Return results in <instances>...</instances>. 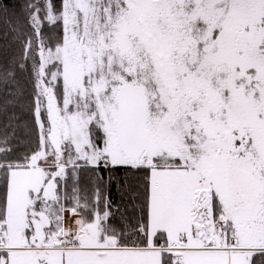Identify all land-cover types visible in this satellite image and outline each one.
<instances>
[{
	"label": "snow or ice",
	"instance_id": "obj_1",
	"mask_svg": "<svg viewBox=\"0 0 264 264\" xmlns=\"http://www.w3.org/2000/svg\"><path fill=\"white\" fill-rule=\"evenodd\" d=\"M0 264H264V0H0Z\"/></svg>",
	"mask_w": 264,
	"mask_h": 264
}]
</instances>
